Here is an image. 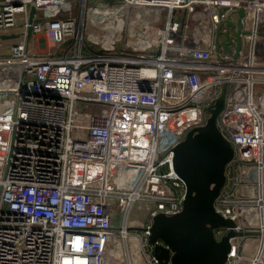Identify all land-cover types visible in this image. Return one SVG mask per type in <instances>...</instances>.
<instances>
[{
  "label": "built area",
  "instance_id": "1",
  "mask_svg": "<svg viewBox=\"0 0 264 264\" xmlns=\"http://www.w3.org/2000/svg\"><path fill=\"white\" fill-rule=\"evenodd\" d=\"M0 34H17L0 38V264H111L120 239L123 264H159L148 230L130 227L181 208L172 147L224 81L231 162L263 164L264 0H0ZM221 192L215 209L234 229L260 231L253 247L230 238L224 264H264L262 192Z\"/></svg>",
  "mask_w": 264,
  "mask_h": 264
},
{
  "label": "water",
  "instance_id": "2",
  "mask_svg": "<svg viewBox=\"0 0 264 264\" xmlns=\"http://www.w3.org/2000/svg\"><path fill=\"white\" fill-rule=\"evenodd\" d=\"M237 14L234 56L240 44L242 7L237 9ZM227 24L233 23L228 21ZM29 34L28 31L27 37ZM15 36L17 34H0V38ZM229 37L225 35L226 39ZM226 93L224 81L219 94L205 106V122L188 130L172 147V168L184 185L181 208L173 213L155 212L147 227H130L148 230L147 242L159 264H224L230 238L260 234L255 229L235 230L234 220L215 209L226 182V166L234 156L232 142L217 126V115ZM219 227L225 232L217 237L214 230Z\"/></svg>",
  "mask_w": 264,
  "mask_h": 264
},
{
  "label": "crops",
  "instance_id": "3",
  "mask_svg": "<svg viewBox=\"0 0 264 264\" xmlns=\"http://www.w3.org/2000/svg\"><path fill=\"white\" fill-rule=\"evenodd\" d=\"M263 76V75H261ZM264 77V76H263ZM254 97L257 101H264V81L258 79L253 85ZM264 116V110L262 111ZM262 165L255 163H236L230 162L226 166V182L222 188V195L226 199L235 198L236 195H256L262 192L264 196V150L262 153ZM231 181L236 184L233 185ZM256 210V208L254 207ZM256 225V223H255ZM119 240L117 244L108 242L106 257L111 264H123L125 260L124 247ZM242 243L246 247H253L259 244L258 235H246L242 238Z\"/></svg>",
  "mask_w": 264,
  "mask_h": 264
},
{
  "label": "rangeland",
  "instance_id": "4",
  "mask_svg": "<svg viewBox=\"0 0 264 264\" xmlns=\"http://www.w3.org/2000/svg\"><path fill=\"white\" fill-rule=\"evenodd\" d=\"M90 4H95V1H91ZM157 20H159V17H158V16H157V17H155V16H149V17H148V22L153 23L154 21H157ZM149 30H151L152 32L155 31V29H148V28H146V26L143 27V31H144V32L148 33ZM84 38H85L86 43H87L90 47H92V48H95V47H96V46L93 44L92 40H91V36H90V34H89L87 28L84 29ZM13 40H14V39H4L3 42H4L5 44L8 45L9 43H12ZM30 45H31V46L33 45L32 41L30 42ZM105 109H107V107H105ZM115 210H116V217L114 218V224L117 225V224H120V223H121V213L119 212V209H118L117 206H115ZM130 231H131V232H139V230H130ZM135 260H136V259H135Z\"/></svg>",
  "mask_w": 264,
  "mask_h": 264
},
{
  "label": "bare ground",
  "instance_id": "5",
  "mask_svg": "<svg viewBox=\"0 0 264 264\" xmlns=\"http://www.w3.org/2000/svg\"><path fill=\"white\" fill-rule=\"evenodd\" d=\"M135 225V224H134ZM129 240H130V244H131V246H132V249H133V251L135 252V254H136V260L137 259H141V261L139 262V263H136V264H146L145 262H144V258L141 256V257H139V258H137V256H138V253H139V243H138V241H137V238L135 237V235H132V234H129ZM134 264V263H133Z\"/></svg>",
  "mask_w": 264,
  "mask_h": 264
}]
</instances>
